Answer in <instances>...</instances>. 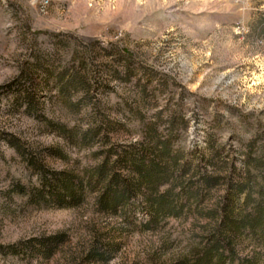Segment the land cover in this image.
<instances>
[{
    "label": "rangeland",
    "instance_id": "obj_1",
    "mask_svg": "<svg viewBox=\"0 0 264 264\" xmlns=\"http://www.w3.org/2000/svg\"><path fill=\"white\" fill-rule=\"evenodd\" d=\"M0 264H264V0H0Z\"/></svg>",
    "mask_w": 264,
    "mask_h": 264
},
{
    "label": "trees",
    "instance_id": "obj_2",
    "mask_svg": "<svg viewBox=\"0 0 264 264\" xmlns=\"http://www.w3.org/2000/svg\"><path fill=\"white\" fill-rule=\"evenodd\" d=\"M127 57V56H126ZM152 167H154V166H152ZM154 173H149V174H147V178H150V179H152V177L153 176H155V175H153ZM117 194H115V196H116ZM119 195H117V198H116V201H120V196L118 197ZM117 203V202H116Z\"/></svg>",
    "mask_w": 264,
    "mask_h": 264
},
{
    "label": "built area",
    "instance_id": "obj_3",
    "mask_svg": "<svg viewBox=\"0 0 264 264\" xmlns=\"http://www.w3.org/2000/svg\"><path fill=\"white\" fill-rule=\"evenodd\" d=\"M47 3V1H45Z\"/></svg>",
    "mask_w": 264,
    "mask_h": 264
}]
</instances>
